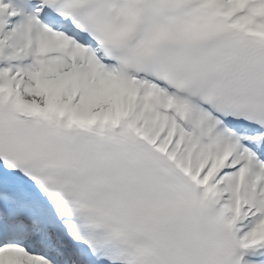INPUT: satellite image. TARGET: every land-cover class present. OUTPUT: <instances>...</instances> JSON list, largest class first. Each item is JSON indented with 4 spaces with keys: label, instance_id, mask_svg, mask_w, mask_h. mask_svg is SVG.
<instances>
[{
    "label": "snow or ice",
    "instance_id": "obj_1",
    "mask_svg": "<svg viewBox=\"0 0 264 264\" xmlns=\"http://www.w3.org/2000/svg\"><path fill=\"white\" fill-rule=\"evenodd\" d=\"M0 264H264V0H0Z\"/></svg>",
    "mask_w": 264,
    "mask_h": 264
}]
</instances>
